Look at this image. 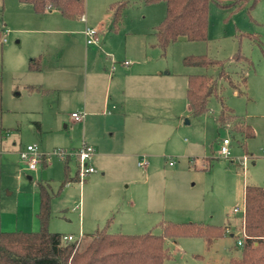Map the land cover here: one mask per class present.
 <instances>
[{"label":"rangeland","instance_id":"rangeland-1","mask_svg":"<svg viewBox=\"0 0 264 264\" xmlns=\"http://www.w3.org/2000/svg\"><path fill=\"white\" fill-rule=\"evenodd\" d=\"M83 1L84 22L65 20L57 11L38 15L25 0H0V232L40 230L38 185L48 182L53 194L49 223L52 233L72 235L80 240L104 229L107 221H110V233L124 235L150 232L162 235L160 224L168 222L228 225L232 232L210 246L199 237L168 240L172 258L164 262L228 264L241 255L238 240L242 239L245 187L264 188V0H257L255 4L254 0H249L247 6L254 4L252 9L235 13L211 3L205 41L181 39L161 57L158 49L152 51L159 53L155 64L161 66L163 72L173 73L168 77L176 87L177 102L172 110L159 106L154 120L150 117L147 121L156 124L147 131L158 137V144L147 141L146 147L138 148L135 141H130L124 146L121 143L130 140L125 137L126 130L115 132L114 138L119 142L116 149L129 154L137 152L138 158L135 165L129 156L112 158L117 173H111L107 179L112 184L117 182V199L111 200L107 198V186L94 185V191L93 186L88 189L87 182L63 186L64 159L58 153L64 152L73 158L72 150L82 141L84 130L70 121H56L57 114L53 112L34 110L36 104L24 87L31 75L20 73V54L46 52L51 63L60 54V67L78 83L85 63L90 58L92 62L93 55L86 48L83 36L89 26L99 32L100 55L108 61L107 71L113 73L115 67L123 63L125 52L139 50L137 34H153V28L163 21L166 4L146 5L143 0H133L124 12L120 30L115 32L109 29L111 6L124 0ZM152 40L155 41L154 35ZM238 53L246 62L235 61ZM202 55L225 61L236 85L238 74L242 71L246 74V87H240L242 94L225 81L220 82V86L225 105L252 127L254 137L245 139L230 128L222 127L217 122L221 104L216 99L211 100L209 113L192 115L185 97L187 75L215 77L218 73L212 68L184 66L185 57ZM61 108L64 114L71 115L69 101ZM36 121L44 125L43 130L34 126ZM64 124L69 126L65 128ZM225 139L230 141L227 157L220 153ZM28 145L35 146L37 152L47 158L46 169L27 170L20 149ZM145 158L153 162L146 170L137 165L138 159ZM122 165L130 177L141 183L128 184L120 180L124 174H121ZM73 169L71 166L72 174ZM29 176L33 179L29 180ZM147 178L145 184L143 181ZM106 205L113 207L108 216L103 214ZM237 208L240 212H235Z\"/></svg>","mask_w":264,"mask_h":264},{"label":"trees","instance_id":"trees-1","mask_svg":"<svg viewBox=\"0 0 264 264\" xmlns=\"http://www.w3.org/2000/svg\"><path fill=\"white\" fill-rule=\"evenodd\" d=\"M30 3L37 14L57 10L68 20L82 19L85 14L83 0H25ZM133 0H124L111 6L112 30L117 32L124 22V12ZM146 5L166 4V16L154 28V46L166 56L169 48L186 39L200 42L207 39L210 4L215 3L222 8H230L232 13L248 8L249 0H143ZM257 0H254V4ZM253 4V5H254ZM253 5L248 10L253 8ZM242 37V36H241ZM247 37L256 38L252 35ZM41 58H34L29 63L31 71L40 70ZM235 61L246 62L237 54ZM186 67H202L217 70V75H190L186 97L193 116L198 117L209 113L211 100L221 104V113L217 122L228 127L245 139L255 136L251 126L237 117L227 107L222 97L220 82L225 81L239 94L246 87V74H238V85L233 82L232 73L227 69L225 61L214 60L206 55L187 56L183 59ZM241 87V88H240ZM30 91L37 88L30 87ZM67 157L63 186L78 181V173L71 177ZM46 157L43 156L41 166L45 167ZM40 208L37 214L40 230L37 232H0V264H164L172 258L167 247L168 240L182 237H199L208 246L214 241L229 234L230 227L215 226L202 223L175 224L161 223L162 235L146 233L143 235L112 234L109 223L104 229L97 230L80 240L65 242L64 235L49 231L51 218V202L53 194L47 182L39 183ZM245 213L241 230L244 232L240 257L232 258L228 264H264V188L246 186L244 190ZM234 235V234H233Z\"/></svg>","mask_w":264,"mask_h":264},{"label":"crops","instance_id":"crops-1","mask_svg":"<svg viewBox=\"0 0 264 264\" xmlns=\"http://www.w3.org/2000/svg\"><path fill=\"white\" fill-rule=\"evenodd\" d=\"M55 11L57 10H52L51 12ZM57 13L61 15L60 12L57 11ZM61 17L63 16L61 15ZM64 19L68 20L66 18ZM80 20L84 22L83 18ZM86 28L90 27L86 26ZM109 29L113 31L112 20ZM85 30L83 31L84 38ZM98 35L100 40L99 44L87 46L85 42L86 48L90 49L89 52L93 55L92 62L90 58L89 62L87 61V63H85L84 70L82 69L84 71L82 73V79L78 83L76 80L73 81L71 79L72 76H68L64 73L63 67H60V62L62 61L60 54H57L54 63H51L50 56L46 52L38 51L39 53H37L36 51H31L30 53H21L20 73L27 72L31 75L28 76V81H25L27 83H25L24 87L31 101L36 104L34 110H48L49 112L57 114L56 121H70L76 128H79V130H84L82 141L72 152H74V154L78 152L83 142L88 143L95 149L92 165L95 166L98 171L90 175L85 182H87L88 189L93 186L91 188L93 191L94 185L109 187L107 198L111 200L117 197V182L116 184H112V182H109L107 179L111 173H117L116 168L114 169L112 166V158L129 156L131 157L130 159L133 160L134 165L138 158L137 152L129 154L121 149H116L119 142L117 143L114 138L115 132L126 130L125 137H129L130 140L121 143L124 146L130 141H135L137 144L136 147L138 148L143 146L146 147L147 141L158 144L160 142V140L157 139L158 137L156 138L152 132L147 131V129L151 130L156 124L154 125L152 122L147 123V121L150 120V117L154 120V115L159 106L172 110L175 102H177L178 95L176 87L173 86V81L168 77L173 73L169 70L163 72V68L155 64V61L158 60L159 53L156 52L155 54V52H152L158 49L154 46L155 41L152 40L153 34L149 33L146 36L143 32L137 34L139 39V50L135 52H125L123 63L117 66V68L115 67L113 73L109 70V72L107 71L106 63L108 61L104 60L100 55L99 49H101L102 40L99 32ZM4 42L6 41L4 40ZM140 54L144 56L143 59L140 58ZM161 56L162 54L160 51V57ZM38 57L41 58L39 63L41 68L38 71H31L29 69V63L32 59ZM125 62L130 63L126 65ZM190 75L192 74L187 75V85ZM187 85L185 87V97ZM30 87L37 88L38 90L30 91ZM17 96L20 95L17 94ZM65 101L71 103L72 113L70 116L64 114L63 108H61V105L65 103ZM76 107L78 108L77 110H75ZM77 112L85 113L82 121L78 122L73 119L72 114ZM34 126L39 131L43 130L44 127L39 121L34 122ZM64 126L67 128L69 125L64 124ZM25 148L26 147L21 148L20 153ZM156 157L157 156L154 158ZM146 159L147 158H145V160ZM141 160L142 159H138L137 165L144 170L153 163L146 160L147 166L141 167L139 164ZM48 163L46 158L45 167L41 166L40 169H46L49 165ZM68 165L70 176H76L78 173L77 158H69ZM71 166L74 168L73 174L71 173ZM65 168L66 163L64 161V174ZM28 171L37 172L38 170ZM126 172V167L122 165L121 174H124L121 176L120 180H125L128 184L141 183V180L133 179V177H130L129 173L127 174ZM28 179L32 180L33 177L29 176ZM143 182L146 184L148 178ZM112 208L106 205L103 214L108 216V212H111L113 210ZM81 222L84 224V218H81ZM109 222L110 221H107V225ZM83 224L82 228H84ZM231 232L232 230L229 231V233ZM231 236L234 235L231 234Z\"/></svg>","mask_w":264,"mask_h":264},{"label":"built area","instance_id":"built-area-1","mask_svg":"<svg viewBox=\"0 0 264 264\" xmlns=\"http://www.w3.org/2000/svg\"><path fill=\"white\" fill-rule=\"evenodd\" d=\"M84 33H85L87 46H94L99 44L100 40L97 30L93 28H86ZM129 63L130 62H125L126 65H129ZM84 116L85 113L77 112L72 114L73 119L78 122L82 121L84 119ZM229 145H230V141L228 139L223 140L220 149V153L223 156L226 157L229 156L230 153L228 148ZM94 154H95V149L86 142H83L79 151L73 154V156L78 160V181H77L78 183L85 182L90 175L97 172L95 167L92 165V159ZM58 155L62 159L69 157L64 152H59ZM20 157L22 161L25 163L27 170L37 171L40 169L43 155L37 152V148L35 146L28 145L23 151H21ZM139 164L141 167L147 166V162L145 159H142ZM170 165H172V163H170ZM235 212H240V209L239 208L235 209ZM244 213H245V209H244ZM241 236L242 239L238 240L239 246L243 245V237H244L243 230ZM63 240L65 242H71L74 241L75 238L73 236H64Z\"/></svg>","mask_w":264,"mask_h":264}]
</instances>
